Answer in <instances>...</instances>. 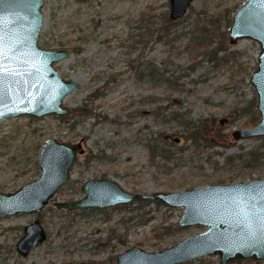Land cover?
<instances>
[{
  "label": "rangeland",
  "instance_id": "374dc122",
  "mask_svg": "<svg viewBox=\"0 0 264 264\" xmlns=\"http://www.w3.org/2000/svg\"><path fill=\"white\" fill-rule=\"evenodd\" d=\"M244 2L193 0L174 25L179 47L170 49L165 41L172 36L159 40L157 31L149 33L164 13L169 16V0H44L37 43L67 48L69 56L54 67L79 85L63 101L67 115H22L0 122V190L12 191L39 175L36 157L51 137L81 141L83 148L70 179L52 200L82 197L81 185L91 177L113 178L132 192L264 177V137L236 140L231 135L257 122L249 77L259 46L251 39L228 41L232 16ZM197 27L217 32L199 47L195 33L181 34ZM149 66L167 68L163 77H179L183 90L171 94L164 84L156 85L163 77L149 75ZM184 117L215 130L205 134L209 141L199 138L195 144L179 125ZM152 144L158 151L171 149L175 157L150 160ZM182 213L180 206L151 200L83 210L50 202L41 212L0 217V264H114L115 255L133 245L156 251L205 230L179 227ZM35 218L47 238L20 256L15 243ZM177 264L221 263L211 255ZM243 264H264V259Z\"/></svg>",
  "mask_w": 264,
  "mask_h": 264
},
{
  "label": "water",
  "instance_id": "95a60500",
  "mask_svg": "<svg viewBox=\"0 0 264 264\" xmlns=\"http://www.w3.org/2000/svg\"><path fill=\"white\" fill-rule=\"evenodd\" d=\"M169 18L185 15L193 0H169ZM44 0H0V122L27 115H67L63 104L79 83L61 77L54 64L67 58V48L46 49L38 45L43 26ZM254 40L259 46L257 63L249 83L256 95L258 121L232 131L236 140L264 137V0H245L232 16L228 41ZM225 119H220L223 123ZM170 135H165L169 138ZM172 138V137H171ZM175 142L179 137H174ZM83 152L81 141L47 138L39 149V175L12 191L0 190V217L36 213L52 202L57 208L83 210L106 208L135 201H157L182 207L179 227L202 225L205 230L156 251L137 245L115 255L114 264H177L217 255L221 264H243L264 259V177L231 183L208 184L187 189L132 192L110 177H91L83 182V196L52 200L71 176ZM39 218L23 226L15 243L20 256L28 255L47 238Z\"/></svg>",
  "mask_w": 264,
  "mask_h": 264
},
{
  "label": "trees",
  "instance_id": "16d2710c",
  "mask_svg": "<svg viewBox=\"0 0 264 264\" xmlns=\"http://www.w3.org/2000/svg\"><path fill=\"white\" fill-rule=\"evenodd\" d=\"M175 23H176V20H171L169 18V16H166V14L164 13L162 15L161 20L159 21V25L157 27H155V29L149 30V33L152 34L154 31H157V38L159 40H161L160 38H162V37L172 36V39H170V40L167 39L165 41V44L170 49L171 48L176 49V48L179 47V45H174V44H175V42L178 39L179 33H176L177 30L174 27ZM216 32L212 33V32H209V30H207L205 28L202 29V28H198L197 27L196 29L192 28L190 30V32L189 31H184L181 34H191V33L193 34V33H195L196 34V36H194V39L196 40L195 43H197V46L200 47L201 46V42L205 41V38H211L212 35L215 34ZM147 69L149 70V75L152 76L154 73H157L158 76L162 78L163 75H164V72L166 71L167 68L163 69L162 72L160 71V68L158 69L155 66H151V67L149 66V67H147ZM178 78L179 77H176V76H173V75L171 77H170V75H168L165 78L163 77L162 79L157 78L158 82L156 83V85L157 84L158 85L164 84L165 91H168V93H171V94L178 93V92H181L183 90V88H184V84L182 82H180ZM254 100L255 99L252 100V106L255 105V101ZM165 109H166V107H165ZM163 110H164V107H163V109L161 111H163ZM258 119H259L258 113L256 111H254V113H253V121L254 122L258 121ZM179 125H182L183 128L186 131H190L188 136L191 138V140L195 144H196L197 140H199V138H203L206 141H209V138L207 136H205V134H208L209 132L213 131L212 128L208 127L207 124H204L203 121H201L200 124H195V122L192 121L191 119H189L188 117L187 118L184 117V119H182L180 121ZM200 131H202V132H200ZM216 137L219 138V139H222L223 138V133L216 132ZM263 140H264V138H263ZM149 150H150V160H152V161L154 159H156L157 156H160V155L161 156H165L163 158L167 157L166 159H170V158L175 157L174 155L172 156V151L169 148H166V147L162 146V148L158 151V147H157L156 144L150 145ZM227 159L231 160V159H233V157H230V158L228 157ZM39 212H41V211H39Z\"/></svg>",
  "mask_w": 264,
  "mask_h": 264
},
{
  "label": "flooded vegetation",
  "instance_id": "af4514ba",
  "mask_svg": "<svg viewBox=\"0 0 264 264\" xmlns=\"http://www.w3.org/2000/svg\"><path fill=\"white\" fill-rule=\"evenodd\" d=\"M169 138H171V135L169 136ZM27 256V255H26ZM24 257V256H23Z\"/></svg>",
  "mask_w": 264,
  "mask_h": 264
}]
</instances>
